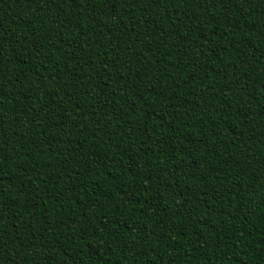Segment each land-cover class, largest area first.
I'll return each mask as SVG.
<instances>
[{"label": "trees", "instance_id": "16d2710c", "mask_svg": "<svg viewBox=\"0 0 264 264\" xmlns=\"http://www.w3.org/2000/svg\"><path fill=\"white\" fill-rule=\"evenodd\" d=\"M0 264H264V0H0Z\"/></svg>", "mask_w": 264, "mask_h": 264}]
</instances>
